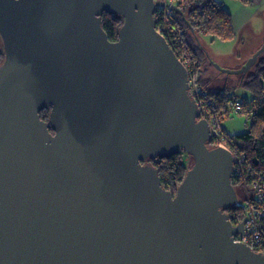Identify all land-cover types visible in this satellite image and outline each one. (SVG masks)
<instances>
[{"label": "water", "instance_id": "95a60500", "mask_svg": "<svg viewBox=\"0 0 264 264\" xmlns=\"http://www.w3.org/2000/svg\"><path fill=\"white\" fill-rule=\"evenodd\" d=\"M155 7L0 0V264H264L233 242V157L208 148ZM173 154L192 159L174 196L145 163Z\"/></svg>", "mask_w": 264, "mask_h": 264}, {"label": "trees", "instance_id": "16d2710c", "mask_svg": "<svg viewBox=\"0 0 264 264\" xmlns=\"http://www.w3.org/2000/svg\"><path fill=\"white\" fill-rule=\"evenodd\" d=\"M248 4L250 0H239ZM172 18L176 28L175 44L171 49L178 59L185 56L196 63V83L201 90L202 97L213 104L214 109L222 113L226 118L230 111L224 112L228 88L221 91H210L207 84L202 82L200 63L204 59L199 46L196 44V36H210L221 42H230L234 39L235 32L231 15L214 0H198L190 8L183 4L178 6ZM123 19L104 13L101 17V28L110 42L117 40L118 32L123 25ZM169 38V37H168ZM166 37V40L168 39ZM169 41V40H168ZM187 59V58H186ZM4 60L2 46L0 45V64ZM246 76H240L239 88L250 94L249 99H242V114L249 116V129L247 132L230 136L224 130L237 151L244 156L246 166L256 175H264V58L260 57L256 65ZM232 97L235 98L234 95ZM49 111L40 113L43 121H48ZM208 148H213L211 144ZM184 154H173L156 160H148L145 163L154 167L161 182L163 190L175 195L178 186L183 181L189 169L183 161ZM242 186L240 180L236 185ZM240 218V216H238Z\"/></svg>", "mask_w": 264, "mask_h": 264}, {"label": "rangeland", "instance_id": "374dc122", "mask_svg": "<svg viewBox=\"0 0 264 264\" xmlns=\"http://www.w3.org/2000/svg\"><path fill=\"white\" fill-rule=\"evenodd\" d=\"M197 1L184 0V5L188 9ZM215 1L217 2L219 0ZM231 3L239 9H245L251 16L247 21L248 16L242 15L241 10L233 9L234 7L232 5L225 6L235 20L233 21L235 36L232 41L221 42L210 36H196V44L199 46L204 57L202 63H200V70L203 71L201 77L202 82L207 84L210 91L216 92L228 88L229 92L226 95V103L232 98V95L237 99L250 98L248 92L239 88V79L243 75H237L236 73L264 42V0H250L248 4L242 3L239 0H231ZM259 10L262 13L261 15L257 13ZM0 45L2 46L1 40ZM261 57L264 58V53ZM182 60L185 63L186 69L189 71V80L195 87L199 88L196 83V63L191 58L189 59L188 56H185ZM249 125V116L241 112L238 114L231 112L229 116L221 120L219 128L220 130H224L228 135L234 136L247 132ZM183 161L188 168L191 167L192 159L190 157L184 155ZM234 187L241 191L237 199L241 202L246 201L247 196L245 193H247V188L241 186ZM232 213L234 214V212Z\"/></svg>", "mask_w": 264, "mask_h": 264}, {"label": "built area", "instance_id": "2783aa9c", "mask_svg": "<svg viewBox=\"0 0 264 264\" xmlns=\"http://www.w3.org/2000/svg\"><path fill=\"white\" fill-rule=\"evenodd\" d=\"M156 4L154 12L155 31L163 37L170 47L175 44L178 33L174 27L175 22L172 18L174 9H178L184 0H153ZM166 37L168 38L166 40ZM169 40V41H168ZM171 44V45H170ZM177 46V44H175ZM171 49V47H170ZM172 50V49H171ZM185 67L182 59H178ZM187 70V69H186ZM188 73V87L189 95L194 99L200 113L198 120H204L208 124L211 145L213 148L222 149L233 157L232 171L230 175V183L235 186L236 181L240 180L243 184L241 187L247 188L246 201L241 202L237 199L234 205V226L241 224L242 232L233 237V242L236 244H243L254 253L260 254L264 257V175H256L246 166L244 156L241 155L234 145L231 143L228 136L220 130L219 123L224 118L222 113H216L213 104L202 97L201 90L194 86L189 80ZM224 110L238 114L242 111V100L237 98H230L224 106ZM236 186H239L238 184ZM240 216L241 218H238Z\"/></svg>", "mask_w": 264, "mask_h": 264}, {"label": "crops", "instance_id": "0c3cea01", "mask_svg": "<svg viewBox=\"0 0 264 264\" xmlns=\"http://www.w3.org/2000/svg\"><path fill=\"white\" fill-rule=\"evenodd\" d=\"M215 1V0H214ZM220 1V2H219ZM219 1H217L219 4H221V6L224 8V9H226L225 8V6L226 5H232L234 8L233 9H235V10H241V13H242V15H246V16H248L247 17V21L250 19V14H249V12L248 11H246L245 9H239L238 7H236L235 5H233V3H231V0H219ZM233 1V0H232ZM226 11L230 14V12L226 9ZM258 15H261L262 13H261V11L259 10L258 12ZM231 15V14H230ZM232 17V16H231ZM232 21H235L234 20V17H232ZM234 26V25H233Z\"/></svg>", "mask_w": 264, "mask_h": 264}, {"label": "flooded vegetation", "instance_id": "af4514ba", "mask_svg": "<svg viewBox=\"0 0 264 264\" xmlns=\"http://www.w3.org/2000/svg\"><path fill=\"white\" fill-rule=\"evenodd\" d=\"M234 192H235V195H236V199L239 198V195H240V189H237L236 187H234ZM229 218V221L231 223V226L232 227H235L234 226V215H233V211L232 210H228V211H223Z\"/></svg>", "mask_w": 264, "mask_h": 264}]
</instances>
